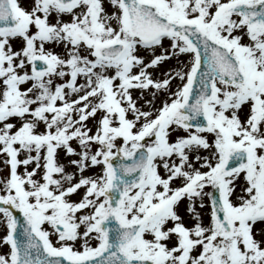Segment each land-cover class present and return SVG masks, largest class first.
Here are the masks:
<instances>
[{
    "label": "snow or ice",
    "instance_id": "snow-or-ice-1",
    "mask_svg": "<svg viewBox=\"0 0 264 264\" xmlns=\"http://www.w3.org/2000/svg\"><path fill=\"white\" fill-rule=\"evenodd\" d=\"M0 264H264V0H0Z\"/></svg>",
    "mask_w": 264,
    "mask_h": 264
},
{
    "label": "rangeland",
    "instance_id": "rangeland-1",
    "mask_svg": "<svg viewBox=\"0 0 264 264\" xmlns=\"http://www.w3.org/2000/svg\"><path fill=\"white\" fill-rule=\"evenodd\" d=\"M168 42L167 41H165V44H167ZM168 64H174L175 63V61H168L167 62ZM167 65H165V67H166Z\"/></svg>",
    "mask_w": 264,
    "mask_h": 264
},
{
    "label": "water",
    "instance_id": "water-1",
    "mask_svg": "<svg viewBox=\"0 0 264 264\" xmlns=\"http://www.w3.org/2000/svg\"><path fill=\"white\" fill-rule=\"evenodd\" d=\"M20 215V217H21V219H22V214H19Z\"/></svg>",
    "mask_w": 264,
    "mask_h": 264
}]
</instances>
